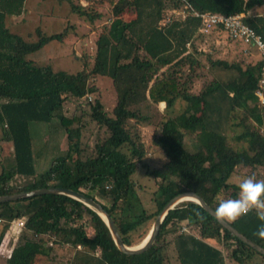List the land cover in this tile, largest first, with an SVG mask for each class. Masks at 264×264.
Returning a JSON list of instances; mask_svg holds the SVG:
<instances>
[{
	"label": "trees",
	"instance_id": "1",
	"mask_svg": "<svg viewBox=\"0 0 264 264\" xmlns=\"http://www.w3.org/2000/svg\"><path fill=\"white\" fill-rule=\"evenodd\" d=\"M62 1L97 32L91 67L85 53L76 74L30 59L49 43H61L69 28L48 36L37 28V40L31 41L6 24L8 17L23 14L26 0H0V123L12 153L10 163L0 161V196L49 187L78 192L99 203L123 243L135 247L178 194L194 192L215 211L220 199L235 198L237 169L245 171L244 177L264 179V106H258L255 95L263 62L207 54L205 64L196 42L224 32L201 35V19L192 15L241 14L264 41V0H87L86 6L80 0ZM171 10L186 16L162 25ZM216 70L224 79L213 75ZM97 78L111 80L115 103L110 112ZM162 103L148 148L164 161L151 168L144 162L139 130L148 117L140 108ZM34 123L59 128L66 140L65 151L43 172L34 160ZM235 127L241 128L234 137L239 147L227 135V128ZM142 169L156 183L152 192L134 179ZM142 194L148 195L146 203ZM17 220L24 224L21 240L5 264H256V254L264 258L193 201L167 213L154 244L140 255L123 254L101 217L66 195L0 204V242ZM83 220L91 230L76 224ZM226 221L264 248L255 212ZM58 247L69 249L62 262L54 254Z\"/></svg>",
	"mask_w": 264,
	"mask_h": 264
},
{
	"label": "rangeland",
	"instance_id": "2",
	"mask_svg": "<svg viewBox=\"0 0 264 264\" xmlns=\"http://www.w3.org/2000/svg\"><path fill=\"white\" fill-rule=\"evenodd\" d=\"M81 4L87 5V0H80ZM167 15V14H166ZM132 15H127V18ZM8 28L22 37L37 40L35 29L40 28L43 34L53 35L60 33L64 28H69V33L65 39L59 42H51L42 50L33 54L30 59L38 61L43 65H50L54 71H65L71 74L80 72L83 68L82 56L88 54L89 67L92 65L93 43L97 36V32L93 31L88 25L81 23L74 14L70 13V7L67 2L62 0H26L24 12L20 16L8 17L6 20ZM76 28V29H75ZM31 34L32 37H28ZM196 47L199 52H202V60L208 64L206 55L209 54L213 59L241 60V46L239 43L233 42L224 33H213L209 37L203 38L196 42ZM253 49V47H251ZM191 50V49H190ZM255 50V49H254ZM244 56V55H243ZM217 78H223L224 74L220 70L214 71ZM96 85L102 90V103L107 111H111L115 103V93L108 78H97ZM199 86V85H198ZM92 98V97H91ZM164 103L159 106H142L140 109L142 114L148 117V120L139 125L140 137L145 150L144 162L153 168L154 163L164 161V156L148 148L150 137L156 130L157 124L162 117ZM259 106V105H258ZM180 108V105L177 107ZM240 115V114H238ZM240 116L236 118L239 122ZM30 135L32 139V148L34 152V160L38 172L45 171L53 158L61 155L66 148L65 137H62L59 128L51 129V125L45 123H34L30 126ZM241 133V128H227L229 142L234 147L240 145L236 143L234 137ZM3 126L0 123V161L10 163L12 161V153L10 144L4 141ZM2 165L0 163V172ZM144 169L139 170L134 176V179L145 192H152L156 188V183L150 178L144 176ZM244 170L237 169L233 175L232 182L238 184L239 180L244 177ZM148 195L142 194L141 197L147 202ZM17 221H15L16 223ZM78 225H83L85 230H91L88 227L86 220H83ZM1 227V226H0ZM21 228L14 229L9 227L1 244V258L5 261L11 250L20 243ZM137 247V246H135ZM54 254L58 256L59 261H63L69 256L68 247L55 248ZM7 256V257H6ZM4 257V258H3ZM61 261V262H62ZM256 264H264V258L256 254ZM52 264V262H46ZM55 264V263H54Z\"/></svg>",
	"mask_w": 264,
	"mask_h": 264
},
{
	"label": "water",
	"instance_id": "3",
	"mask_svg": "<svg viewBox=\"0 0 264 264\" xmlns=\"http://www.w3.org/2000/svg\"><path fill=\"white\" fill-rule=\"evenodd\" d=\"M49 194H61L69 196L81 203H83L85 206L89 207L93 211H95L101 219L106 223L108 226L110 233L113 237V240L118 247V249L126 255H140L146 252L155 242L161 224L166 217L167 213L172 210L177 204L184 202V201H193L199 204L210 216L216 219V221L228 232H230L232 235H234L237 239H239L242 243L250 246L252 249H254L257 253L264 256V248L257 245L256 243L252 242L250 239L245 237L243 234L239 233L229 222L223 219H218L215 215V211L196 193L194 192H183L181 194H178L174 198H172L166 206L163 208V210L160 212L158 217L156 218V221L147 236V238L137 247H127L122 239L121 236L117 230V227L115 226L112 218L108 215V213L101 207L99 203L94 201L92 198L86 197L78 192L65 189V188H59V187H49V188H42L38 190H32L27 192H21L13 195H7V196H0V204L6 203V202H14L20 199H26L31 198L35 196H41V195H49Z\"/></svg>",
	"mask_w": 264,
	"mask_h": 264
},
{
	"label": "built area",
	"instance_id": "4",
	"mask_svg": "<svg viewBox=\"0 0 264 264\" xmlns=\"http://www.w3.org/2000/svg\"><path fill=\"white\" fill-rule=\"evenodd\" d=\"M192 15L201 19V26L199 33L203 36L210 35L215 29H221L226 36L232 41L241 42L245 45L253 46L261 61L263 62L260 74L258 78V88L255 91V95L258 98V105L264 106V41L251 27L247 26L243 22V15H221V14H199L192 11ZM181 16L182 19L186 16V13L182 10H171L167 13L166 18L163 20L162 25L169 23L173 17ZM260 16L264 17V14ZM190 47L189 44L186 45ZM23 220H17L12 224V227L16 230L23 227ZM182 232L190 233V229L182 227ZM12 251V250H11ZM10 254H8L9 257Z\"/></svg>",
	"mask_w": 264,
	"mask_h": 264
},
{
	"label": "clouds",
	"instance_id": "5",
	"mask_svg": "<svg viewBox=\"0 0 264 264\" xmlns=\"http://www.w3.org/2000/svg\"><path fill=\"white\" fill-rule=\"evenodd\" d=\"M237 189L235 198L218 201L216 217L233 221L249 212H255L257 218L262 221L258 225L257 235L264 237V179L245 176L239 180Z\"/></svg>",
	"mask_w": 264,
	"mask_h": 264
},
{
	"label": "crops",
	"instance_id": "6",
	"mask_svg": "<svg viewBox=\"0 0 264 264\" xmlns=\"http://www.w3.org/2000/svg\"><path fill=\"white\" fill-rule=\"evenodd\" d=\"M261 14H263V13H261ZM233 42H236L237 43V41H233ZM238 43H239V46L242 47L241 48V53L247 58L248 62H250V63H256V62H258V61L261 60L260 57H259V55H258V53H257V51H256V49L253 46H251V45H245V44H242L241 42H238ZM251 47H253V49ZM0 249H1V244H0ZM0 253H1V251H0ZM7 258H5V259H7ZM0 264H5V261L1 258V255H0Z\"/></svg>",
	"mask_w": 264,
	"mask_h": 264
}]
</instances>
